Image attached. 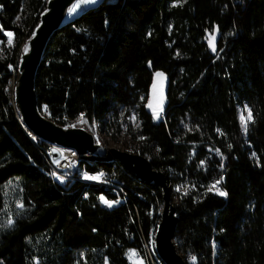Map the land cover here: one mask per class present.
<instances>
[{
	"label": "trees",
	"instance_id": "16d2710c",
	"mask_svg": "<svg viewBox=\"0 0 264 264\" xmlns=\"http://www.w3.org/2000/svg\"><path fill=\"white\" fill-rule=\"evenodd\" d=\"M46 1L0 0V219L8 183L19 181L21 204L0 235V264H127L134 250L158 264L143 240L160 221L161 191L118 162L83 161L74 176L103 170L127 193L103 209L108 191L52 179L49 146L36 148L18 117L10 89ZM215 27L214 57L205 36ZM156 73L167 80L158 120L148 106ZM35 92L56 125L97 124L165 174L186 264H264V0H102L50 37ZM240 107L251 110L245 131Z\"/></svg>",
	"mask_w": 264,
	"mask_h": 264
},
{
	"label": "water",
	"instance_id": "95a60500",
	"mask_svg": "<svg viewBox=\"0 0 264 264\" xmlns=\"http://www.w3.org/2000/svg\"><path fill=\"white\" fill-rule=\"evenodd\" d=\"M82 0H47L45 10L39 15V24L28 40V51L22 53L18 64V75L11 87V100L18 112L24 127L42 142L50 145L49 157L56 161L60 157V149H70L81 155L87 162H118L125 171L133 174L138 181L152 184L161 191L162 209L157 225L154 243L158 259L163 264H186L174 243V232L177 225L175 207L171 202V189L165 174L152 168L150 161L140 155L117 148H106L95 143L93 136L82 128H63L56 125L39 112L35 92V77L41 63L45 47L50 37L58 30L75 4ZM102 0L80 12L95 8ZM220 33L217 27L212 33L207 32L205 42L211 56L218 54ZM152 91L150 93L151 100ZM150 104H148L149 106ZM166 105L165 91L163 103L154 113L162 112ZM151 107V105H150Z\"/></svg>",
	"mask_w": 264,
	"mask_h": 264
},
{
	"label": "built area",
	"instance_id": "2783aa9c",
	"mask_svg": "<svg viewBox=\"0 0 264 264\" xmlns=\"http://www.w3.org/2000/svg\"><path fill=\"white\" fill-rule=\"evenodd\" d=\"M43 110L47 112V108H44ZM63 128H82L85 131H87L85 125L79 124L78 122L75 121L74 122L69 121V125ZM87 132H89L93 136L95 143L99 144L98 137L99 135L102 134L99 132L97 124L93 125L92 131H87ZM27 136L30 139L31 143L36 148L40 143H42V141L39 138H37L35 135H33L30 132L27 133ZM48 146H49L48 150L44 151V153H47L49 155L50 145ZM44 153H41V155L45 160L47 167L49 168L52 179L56 183L61 185L66 182L80 181V182L92 184L98 188H102L108 191V193L112 195L114 198L108 199L106 196L101 195L99 199H100L101 207L103 209L112 210L113 208L118 207L125 199L128 198L125 190L120 185L112 183L108 179L107 174L103 170H88L85 165H82L80 176L78 177L74 176L72 172L80 166L81 162H83L81 158L82 156L77 154L76 151L70 149H60V157L56 161H52V160L48 161L44 157ZM212 153L214 154V156L220 155L219 150H214ZM221 158L223 157L221 156ZM85 162L88 165H91V162H87V161ZM104 201H109L114 203H112V205L109 207L108 204L104 203ZM154 236L155 233L153 237H150L148 241L143 240V249L146 251L151 261L155 260L157 261L158 264H160L161 261L158 259L155 251ZM138 261H141V257L139 253L136 250H134L131 253V259L127 261V264H134L135 262Z\"/></svg>",
	"mask_w": 264,
	"mask_h": 264
},
{
	"label": "rangeland",
	"instance_id": "374dc122",
	"mask_svg": "<svg viewBox=\"0 0 264 264\" xmlns=\"http://www.w3.org/2000/svg\"><path fill=\"white\" fill-rule=\"evenodd\" d=\"M99 0H92V2H89V0H82L80 3L74 5L69 13V17H74L77 13L80 12L83 8H89L95 5ZM34 33V32H33ZM28 51V46H24V51L22 53H26ZM159 74V75H158ZM15 81V80H14ZM14 83V82H13ZM166 77L160 73H156L154 75L153 84H152V97L151 100H149V108L151 111L155 112L157 107L161 106L163 103V95L166 88ZM248 108L247 107H240L238 108V117L241 124V127L243 131H245V124L246 127L248 123L251 120H248ZM45 115H48L46 111H44ZM161 112H156L155 114H160ZM243 115L244 120H241V116ZM93 129V128H92ZM90 129V131H92ZM99 144L103 145L106 148H117L121 150H127L125 149L127 147V141L125 138H119L117 142L110 141L107 137H104L103 135H99L98 137ZM171 202L173 205L177 203V196L176 192L177 189L171 188ZM217 191V190H216ZM5 202H6V208H5V214L0 219V235L2 232L8 230L12 223H13V212L14 209H20V197H19V181L16 180L14 182H10L5 186ZM14 208V209H13ZM162 209V206L160 207ZM134 264H143L141 261L135 262Z\"/></svg>",
	"mask_w": 264,
	"mask_h": 264
},
{
	"label": "snow or ice",
	"instance_id": "6c2138e0",
	"mask_svg": "<svg viewBox=\"0 0 264 264\" xmlns=\"http://www.w3.org/2000/svg\"><path fill=\"white\" fill-rule=\"evenodd\" d=\"M89 2H92V0H89ZM70 11H71V10H70ZM158 75H159V74H158ZM251 119H252L251 110H248V120H251ZM241 120H242V121L244 120L243 115L241 116ZM245 130H246V124H245ZM217 183H219V181H217ZM213 187H214V186H213ZM217 192H218V194L221 195V196L226 195L225 192H222V191H220L219 189H217ZM104 203L108 204V206L110 207V206L112 205V203H114V202L104 201Z\"/></svg>",
	"mask_w": 264,
	"mask_h": 264
}]
</instances>
